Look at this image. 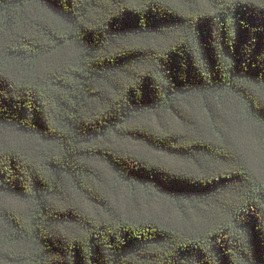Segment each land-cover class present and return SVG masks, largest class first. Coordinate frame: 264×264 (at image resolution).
Returning <instances> with one entry per match:
<instances>
[{
  "label": "trees",
  "instance_id": "obj_1",
  "mask_svg": "<svg viewBox=\"0 0 264 264\" xmlns=\"http://www.w3.org/2000/svg\"><path fill=\"white\" fill-rule=\"evenodd\" d=\"M0 264H264V0H0Z\"/></svg>",
  "mask_w": 264,
  "mask_h": 264
}]
</instances>
